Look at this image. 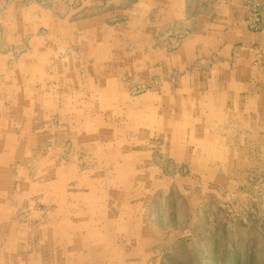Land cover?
I'll return each mask as SVG.
<instances>
[{
	"label": "crops",
	"instance_id": "0c3cea01",
	"mask_svg": "<svg viewBox=\"0 0 264 264\" xmlns=\"http://www.w3.org/2000/svg\"><path fill=\"white\" fill-rule=\"evenodd\" d=\"M99 1L82 0L79 9ZM111 1L107 10L77 20L71 0L66 19L56 7L38 8L29 14L32 28L4 26L18 32L17 40L0 35V226L7 225L3 241L33 247L20 254L21 264H112L106 260L112 244L160 237L147 201L115 199L134 193L132 184L114 183L119 169L111 171L108 193L107 172L79 173L59 158L63 144L99 161L133 160L155 130L166 129L177 155L188 161L230 160L240 146L259 145L264 153V0ZM252 3L261 21L250 29ZM178 29L186 32L181 45L162 48V36ZM122 68L144 78L181 72L172 86L164 82L131 96ZM45 144L53 147L44 150ZM28 166L37 171L33 179ZM13 189L19 204L51 209L42 224L20 228L18 238L6 215ZM120 225L137 228L118 236Z\"/></svg>",
	"mask_w": 264,
	"mask_h": 264
},
{
	"label": "rangeland",
	"instance_id": "374dc122",
	"mask_svg": "<svg viewBox=\"0 0 264 264\" xmlns=\"http://www.w3.org/2000/svg\"><path fill=\"white\" fill-rule=\"evenodd\" d=\"M69 1L0 0L1 38L14 41L19 36L18 32L12 29L5 31V25L8 26L7 28L13 26L16 28L19 25L26 26L27 30L32 28L33 16L29 14H33L38 8L49 10L56 7L63 14L60 17L66 19V7ZM71 1L69 6L77 10L71 17L76 20L97 11L107 10L113 5L111 0H102L95 6H85L84 11H81L79 8L82 7V0ZM251 5V13L247 18L250 29L257 28L261 21L258 5L254 3ZM254 12L258 14V21L251 26ZM111 20L112 18H104L107 23ZM3 31L6 33L3 34ZM178 35H181L180 43L171 47L167 41ZM185 35L186 32L179 29L167 31L159 41V45L167 51H173L181 45ZM17 47L19 46H10L16 53L23 52L22 47L21 49ZM124 52H131V49L125 48ZM194 67L190 65L186 66V69ZM123 70V80L129 84L131 96L152 92L164 82L165 85L172 86L176 84L181 72L178 68H172L169 75L161 79L156 73L148 78L132 77L131 74L128 75L127 70ZM82 72L83 67L79 70L80 74ZM170 139L169 130H155L153 137L145 146L146 150L140 146L138 155L133 160L118 162L96 160L89 152L75 149V146L70 144L59 147V158L65 163L73 164L79 173L87 170L106 171L105 187L108 193L114 189L111 171L119 169L122 173L114 183L124 189L132 184L131 190L134 193L129 191L122 198L115 199L132 202H140L142 199L147 201L158 230L161 231L155 243L146 244L124 239L122 242H117L118 246L112 244L114 249L108 248L110 256L106 257L107 263L264 264V153L262 146H240V150L235 149L228 155L233 158L230 160H198L197 162L185 160L177 155L170 144ZM42 147L48 150L53 146L45 144ZM195 147L198 150V145ZM196 153L198 155V151ZM196 162L197 170L194 169ZM36 172L34 166L26 167V173L29 177L31 176L30 178L33 179ZM17 195L13 189L8 200L14 203V206L6 211L7 217L12 218L10 231L16 234V238L20 228L42 224L51 210L41 204L30 208V202L21 205ZM30 199H33L32 195ZM112 199H114L113 196L111 198L108 196L109 201ZM123 211L131 213L128 209ZM136 212L141 216L143 210L136 209ZM5 226L7 225L0 226V264H21L20 254L32 250L33 247L24 241L12 240L8 243L3 241L1 231ZM127 227L128 230L120 225L114 230L120 236L121 233L134 232L131 229L136 231L137 228L136 225ZM94 264H97V261Z\"/></svg>",
	"mask_w": 264,
	"mask_h": 264
},
{
	"label": "built area",
	"instance_id": "2783aa9c",
	"mask_svg": "<svg viewBox=\"0 0 264 264\" xmlns=\"http://www.w3.org/2000/svg\"><path fill=\"white\" fill-rule=\"evenodd\" d=\"M257 21H258V14H257V12H254V13H252V24H251V26H254ZM180 37H181V35L171 37L173 40L169 39L167 41V43L169 42L170 43L169 45L171 47H175V46H177L178 43H180Z\"/></svg>",
	"mask_w": 264,
	"mask_h": 264
}]
</instances>
